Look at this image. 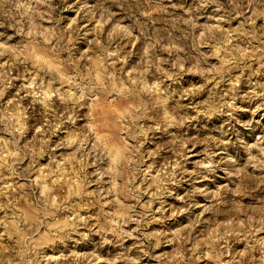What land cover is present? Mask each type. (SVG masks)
<instances>
[{"label":"rangeland","instance_id":"rangeland-1","mask_svg":"<svg viewBox=\"0 0 264 264\" xmlns=\"http://www.w3.org/2000/svg\"><path fill=\"white\" fill-rule=\"evenodd\" d=\"M0 264H264V0H0Z\"/></svg>","mask_w":264,"mask_h":264}]
</instances>
